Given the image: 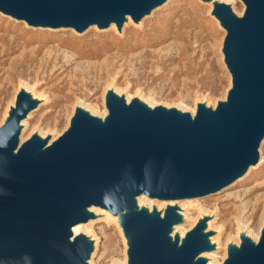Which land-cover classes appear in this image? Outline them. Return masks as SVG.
Wrapping results in <instances>:
<instances>
[{
	"label": "water",
	"instance_id": "1",
	"mask_svg": "<svg viewBox=\"0 0 264 264\" xmlns=\"http://www.w3.org/2000/svg\"><path fill=\"white\" fill-rule=\"evenodd\" d=\"M164 0H0V12L29 26L105 27L122 15L139 20ZM240 19L225 5L213 14L226 30L224 61L231 75L227 102L212 113L199 106L194 121L175 111L151 112L136 100L128 106L106 97L108 117L76 113L69 129L49 147L30 140L12 156L18 122L32 108L18 95L0 128V264H85L84 237L68 242V229L86 221L83 209L116 214L130 196L183 200L212 194L240 177L257 160L264 137V0H243ZM174 222L142 212L120 227L128 240V264L193 263L204 249L199 227L181 247L170 245ZM122 228V227H121ZM224 264H264V228L256 245L243 239Z\"/></svg>",
	"mask_w": 264,
	"mask_h": 264
},
{
	"label": "rangeland",
	"instance_id": "2",
	"mask_svg": "<svg viewBox=\"0 0 264 264\" xmlns=\"http://www.w3.org/2000/svg\"><path fill=\"white\" fill-rule=\"evenodd\" d=\"M227 3L238 13L244 6L243 0ZM209 11L210 6L199 0H172L141 26L133 24L124 33L91 30L81 35L28 28L0 14V125L19 81L32 87L38 84L36 89L45 101L33 112L30 128L52 136L64 132L78 104L100 118L106 108L105 91L114 94L111 88L120 90V96L130 103L144 98L154 109L182 108L188 115L193 111L196 115L204 102L213 106L222 102L230 87L218 48L226 30ZM56 47L83 57L77 65L62 59L52 63L49 58L40 66L38 61ZM88 63L91 68L86 70ZM259 155L264 160V142ZM179 204L194 220L202 211L213 213L214 226L223 230V246L237 240V222L255 237L264 223V161L228 191L200 199L197 206L187 201ZM81 232L97 240L92 264L123 262L125 236L112 217L103 216Z\"/></svg>",
	"mask_w": 264,
	"mask_h": 264
},
{
	"label": "bare ground",
	"instance_id": "3",
	"mask_svg": "<svg viewBox=\"0 0 264 264\" xmlns=\"http://www.w3.org/2000/svg\"><path fill=\"white\" fill-rule=\"evenodd\" d=\"M170 1H172V0H164L161 4H159L155 8L149 10L145 15H143L141 18H139V20H137L136 22L133 21L129 15H122L118 21L109 22L103 28H99L97 25H88L82 31H76L73 28H67V27H57V28L41 27V26L33 27V26H29L26 23V21H24V20H16L15 18L11 17L10 15L3 14L2 12H0V14L5 15V17L10 18L13 21H17L18 23L25 24L28 28H34V29H41V30L44 29L47 31H49V30L50 31L66 30V31H71L70 32L71 34H74L73 32H75L79 35L85 34L86 32L91 31V30H93V31L98 30L102 33L103 32L113 33L114 29H115V31L118 34H121L122 32L124 33L129 26L132 27L133 24L135 26H141L144 23V20H146L147 18H149L153 15V12L157 11L158 9L163 8L164 6L169 4ZM199 1L210 6L209 14H210V16H212L214 18L217 25L220 27L219 20L213 14V10L215 7H219L220 5L227 6V4H228L227 0H199ZM245 9H246V6L244 4L240 13L235 12L233 9H230V13L233 17L240 19L244 14ZM225 36H226V31H224L222 44H221V46L219 44L218 48L220 49V52L222 55L223 65L226 68V70L228 71L227 66L225 64V61H224V55L222 52L223 42H224ZM46 54H47L46 56L42 57L38 61L40 66L42 65V63H46L47 62L46 60L49 58H51L52 63L58 62L60 59H62L65 64L77 65L78 64L77 60H80L83 57V56H81V53H74V52L72 53V52H70V50L67 51V49L59 50L58 47H56L52 52H50V53L48 52ZM94 56L96 57L98 55H94ZM86 57L88 58L89 56H86ZM106 61H107V59H106ZM90 65L91 64L88 63L85 66V69L86 70L90 69L91 68ZM101 65H102V63H101ZM64 69L66 70L67 68L64 67ZM79 69H80V67H79ZM81 73L83 74V72H81ZM229 75H230V73H229ZM231 83H232V78L230 75L229 91L231 89ZM36 86H38V84H36ZM36 86L32 87L25 82L19 81V87H18L19 89H18V91L14 97V101L12 102V104L10 105L8 110L5 112V115L3 117V121L0 125V128H1L6 123L8 117H9V113L15 108L16 98L18 95H20V94L24 95L27 98L28 102L32 103V108L26 112L25 116L17 124V132H16V136H15L16 144H15V148L11 154L12 156H14L17 153V151L20 149V147L22 145H24L25 143H27L30 140H35L37 143H39L41 145V150L49 147L56 139H58L60 136H62L63 133L69 129L70 122L76 113L94 118V114L92 111H90L86 107L78 104V105H76V107L73 111V114L68 121L67 127L65 128L63 133H60L59 135L52 136L50 133H45L41 130L37 131V130L31 129L29 121L32 119V114L37 109H39L40 105L45 101V96H43L42 94H40L37 91ZM107 90L105 91V94H104L105 97H107V95H108ZM111 91L114 93V94H112V96L115 99L121 100L125 106H128L130 104L129 98L123 99L120 96V94H121V93H119L120 90L118 91L116 88H111ZM228 92H227V95H228ZM227 95H226L225 99L221 102V103H223V105H225L227 102ZM104 100H105V98H104ZM136 102L138 105L145 107L147 109V111H149V112H151L154 109L152 107L153 105H150L147 103L148 104V106H147L145 104L146 102H145L144 98L137 99ZM218 103L219 102H217L213 106V105H210L209 103L204 102L202 104V106L204 109L210 110L213 113L215 111ZM181 109L180 110H173V111H175L178 115H181L184 113L183 110H181ZM169 110H172V109L164 108V107L161 108L162 112L169 111ZM108 114H109L108 110H107V108H105V112H103L102 116H99L100 118H97L101 124L105 123V121L108 117ZM189 117H190L191 121H194V118H195L194 111L191 112ZM263 142H264V137L260 141V143L257 147V150H256V153H257L256 162L254 164L248 166L245 169L244 173L240 177L236 178L235 180H233L232 182H230L226 186L222 187L221 189L217 190L216 192H214L212 194H207V195L200 197V198L183 199V200L154 199V198L147 197L145 194H138V195L129 197V201L132 205V207L129 210H121L116 214L111 213L107 209L92 205L88 208L83 209V211H82V213L86 217V221L83 223L75 224L68 229V234H69L68 242L69 243L72 242L77 237H84V239L86 240V242L89 246L88 254H87V257H86L84 263L85 264H92L93 258L96 255V250H97L96 241L97 240L94 238H91L89 236H86L85 234H83L81 232V229L84 228L86 225L87 226L94 225L103 216L112 217L115 220L117 226H119L120 232L124 236V227L121 226L122 227L121 228L120 224H121L122 218L125 215L130 214V213L136 214L138 212H142L149 220H152L153 215H157L159 217V219H164L167 211H171V213L174 217V222L166 230V238L170 242V245H175L177 248L181 247L184 243V239H185L186 235L188 233L193 232L196 228L199 227L198 236L201 239L202 243L204 244V249L194 256L193 263L200 261V262H202V264H224V262L228 258L229 250L230 249H233V250L239 249L243 239L248 240L252 246L256 245L258 243L259 238H260L261 233H262V230L264 228V223H263V225L259 231V234H257L255 237H253L254 238V241H253V240H251L253 238L249 234L250 232L247 233L245 230H242L243 226L239 225L240 223L237 222L236 226L238 227V229H240V231L238 232V235H237V240H236V238H233L232 240H229L225 246H223V243H222L221 238H220V235L222 234L223 230L220 227L214 226V221H213L214 214L213 213H207L206 211H202V213H200L198 215V217L194 220L188 212H184V208L180 207L179 203H183V201H187L190 205L193 204L194 206H197L200 199L228 191L237 183L244 181L249 176L251 171L254 169H257L260 165H262V163L264 161L263 158H261L259 155V148ZM187 220H188V226L185 227V225L187 224ZM124 240L126 242L125 258H124L123 262H121L119 264H128L127 251L129 249V243L125 237H124ZM220 253H222L219 257V258H221V263L220 262L218 263L217 258H218V254H220Z\"/></svg>",
	"mask_w": 264,
	"mask_h": 264
}]
</instances>
